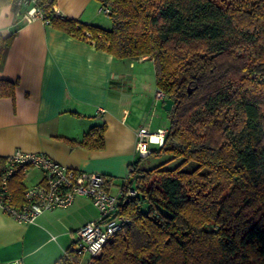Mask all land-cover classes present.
Segmentation results:
<instances>
[{
  "label": "trees",
  "instance_id": "trees-1",
  "mask_svg": "<svg viewBox=\"0 0 264 264\" xmlns=\"http://www.w3.org/2000/svg\"><path fill=\"white\" fill-rule=\"evenodd\" d=\"M47 25L91 41L116 59L153 62L155 84L173 104L167 135L149 154L181 162L131 171L129 223L95 258L74 244L53 264H264V0H94L111 29L56 17ZM12 36L0 37V61ZM15 83L0 80V96ZM104 127L72 146L101 148ZM5 159H0V171ZM23 173L9 180L22 201Z\"/></svg>",
  "mask_w": 264,
  "mask_h": 264
},
{
  "label": "crops",
  "instance_id": "crops-1",
  "mask_svg": "<svg viewBox=\"0 0 264 264\" xmlns=\"http://www.w3.org/2000/svg\"><path fill=\"white\" fill-rule=\"evenodd\" d=\"M56 17L110 30L94 0H49ZM12 36L0 61V80L15 83L0 96V159L20 150L57 164L103 176L117 192L136 161V132L167 129L165 97H157L153 62L121 60L41 21L25 23L13 11ZM103 126V146H72ZM42 181L39 170L23 173V187ZM92 202L77 196L65 209L20 223L0 210V264H53L74 244L77 231L95 220ZM87 256H83L85 261Z\"/></svg>",
  "mask_w": 264,
  "mask_h": 264
},
{
  "label": "built area",
  "instance_id": "built-area-1",
  "mask_svg": "<svg viewBox=\"0 0 264 264\" xmlns=\"http://www.w3.org/2000/svg\"><path fill=\"white\" fill-rule=\"evenodd\" d=\"M46 4L39 0H13V11L25 23L41 21L47 25ZM99 12L107 15L109 9L100 7ZM91 41V35L86 34ZM157 91V97L163 98ZM167 135L163 128L151 133L147 127L136 132L135 156L145 158L152 147H161ZM30 169L39 170L42 181L22 191V201L16 202L9 191V180L17 172L27 173ZM132 166L117 188L108 191L107 180L98 174L84 173L57 164L42 154L15 151L4 160L0 171V210L20 223H32L34 218L46 211L68 208L77 196L89 199L98 212V217L86 223L77 231L74 249L81 257H97L107 239L120 231L129 220L121 214L120 201L123 197H134L136 190L130 183ZM9 264H21L15 261Z\"/></svg>",
  "mask_w": 264,
  "mask_h": 264
},
{
  "label": "rangeland",
  "instance_id": "rangeland-1",
  "mask_svg": "<svg viewBox=\"0 0 264 264\" xmlns=\"http://www.w3.org/2000/svg\"><path fill=\"white\" fill-rule=\"evenodd\" d=\"M101 16H103V18H105L112 25L108 15L101 14ZM180 162L181 159L170 160V157L168 155H150L148 158L140 160V168L143 170H148L163 164L162 170H170L176 167Z\"/></svg>",
  "mask_w": 264,
  "mask_h": 264
},
{
  "label": "clouds",
  "instance_id": "clouds-1",
  "mask_svg": "<svg viewBox=\"0 0 264 264\" xmlns=\"http://www.w3.org/2000/svg\"><path fill=\"white\" fill-rule=\"evenodd\" d=\"M13 0H0V36H6L12 25Z\"/></svg>",
  "mask_w": 264,
  "mask_h": 264
},
{
  "label": "water",
  "instance_id": "water-1",
  "mask_svg": "<svg viewBox=\"0 0 264 264\" xmlns=\"http://www.w3.org/2000/svg\"><path fill=\"white\" fill-rule=\"evenodd\" d=\"M173 102L170 99H165L163 109L169 111L172 107Z\"/></svg>",
  "mask_w": 264,
  "mask_h": 264
}]
</instances>
